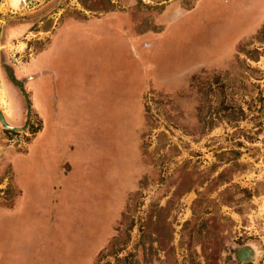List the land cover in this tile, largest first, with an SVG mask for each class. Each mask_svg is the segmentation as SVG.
Wrapping results in <instances>:
<instances>
[{
    "label": "rangeland",
    "instance_id": "374dc122",
    "mask_svg": "<svg viewBox=\"0 0 264 264\" xmlns=\"http://www.w3.org/2000/svg\"><path fill=\"white\" fill-rule=\"evenodd\" d=\"M195 1L1 0L0 112L12 128L0 122V264H116V256L131 264H264V0H233L239 12L219 5L212 16L216 4L200 13L169 9L165 34L142 60L150 75L137 71L154 82L141 98L135 141L128 148L127 135L105 123L111 130L100 136L102 148L90 150L83 165L69 146L67 182L52 179V113L36 137L40 119L15 82L16 69L64 17L115 9L134 17L137 33H155L164 28L158 18L167 4ZM240 34L218 69L225 45L229 50ZM255 49L257 61L248 58ZM216 76L245 117L208 131L200 88ZM2 78L24 97L19 116ZM220 83L213 84L214 107L224 96ZM39 140L51 145L44 156L33 151ZM40 157L46 168H36Z\"/></svg>",
    "mask_w": 264,
    "mask_h": 264
},
{
    "label": "crops",
    "instance_id": "0c3cea01",
    "mask_svg": "<svg viewBox=\"0 0 264 264\" xmlns=\"http://www.w3.org/2000/svg\"><path fill=\"white\" fill-rule=\"evenodd\" d=\"M215 4L218 6L212 7V12L209 11L211 16L221 11L219 5L223 10L228 7L237 8L233 0H196L186 8L177 7L171 2L158 18L164 28L155 33L149 29L137 33L134 17L115 9L104 14L64 17L48 29L50 34L47 40L40 44L27 63L16 69L15 75L27 92L31 111L40 119L41 128L36 137L47 127L52 113V157L58 159L57 164L52 162V179L53 176L61 175L64 182L70 180L66 169L71 160L69 146L76 149L80 165L88 161L90 150L102 148L100 136L103 137L107 129H110L105 123H111L112 133L116 126L118 134L127 135L124 144L131 147L140 123L141 98L148 85L154 82L152 77L146 82V77L138 76L137 71L142 69L150 75L151 67L142 60L165 34L167 24L162 20L164 14L172 7L177 12L200 13ZM241 7L237 8V12ZM203 22L208 24L207 21ZM242 38L240 34V37L234 35L229 39L230 49L225 45L223 56H226L220 60L222 63H219L218 69L227 65V60ZM219 40V37H214V44L218 45ZM159 78L155 81L160 82ZM3 84L7 100L12 106L11 112L19 116L24 97L12 82L3 79ZM120 128L125 131L119 133ZM40 140L33 146V151L44 156V152L51 150V145ZM116 144H121V141L117 140ZM46 164L44 157H40L36 168H46ZM19 188L21 197L23 181Z\"/></svg>",
    "mask_w": 264,
    "mask_h": 264
},
{
    "label": "trees",
    "instance_id": "16d2710c",
    "mask_svg": "<svg viewBox=\"0 0 264 264\" xmlns=\"http://www.w3.org/2000/svg\"><path fill=\"white\" fill-rule=\"evenodd\" d=\"M263 31V30H262ZM251 60L257 61L260 55V52L255 49L248 52ZM220 83L219 77H214L213 80L206 81L205 85H203L202 88H200V92L202 94V101L206 104V110L203 115L204 125L207 127V130H212L216 126L219 125V123L223 121H227L229 123H235L240 120H242L245 117V113L243 109L240 106H235L232 103H229L226 99V83L221 82L218 86V92L222 95L224 94L223 98H220L218 100V104L216 107L212 106L211 104V98L214 96L216 89L213 86L214 83ZM213 95V96H212ZM33 131V127H31ZM116 264H131L128 256H122V257H115Z\"/></svg>",
    "mask_w": 264,
    "mask_h": 264
},
{
    "label": "water",
    "instance_id": "95a60500",
    "mask_svg": "<svg viewBox=\"0 0 264 264\" xmlns=\"http://www.w3.org/2000/svg\"><path fill=\"white\" fill-rule=\"evenodd\" d=\"M15 82H16L20 87H22V82H21V81L15 79ZM24 93H25V92H24ZM28 115H29V111H28ZM0 122H1L2 125L5 126L6 128H12V127L6 122V120L4 119V116L2 115L1 112H0ZM26 123H28V119H27Z\"/></svg>",
    "mask_w": 264,
    "mask_h": 264
},
{
    "label": "bare ground",
    "instance_id": "6f19581e",
    "mask_svg": "<svg viewBox=\"0 0 264 264\" xmlns=\"http://www.w3.org/2000/svg\"><path fill=\"white\" fill-rule=\"evenodd\" d=\"M18 2H19V0H13V1H12V3L15 4V5H16Z\"/></svg>",
    "mask_w": 264,
    "mask_h": 264
},
{
    "label": "flooded vegetation",
    "instance_id": "af4514ba",
    "mask_svg": "<svg viewBox=\"0 0 264 264\" xmlns=\"http://www.w3.org/2000/svg\"><path fill=\"white\" fill-rule=\"evenodd\" d=\"M7 111H8V113L10 114V111H9V109H8Z\"/></svg>",
    "mask_w": 264,
    "mask_h": 264
}]
</instances>
